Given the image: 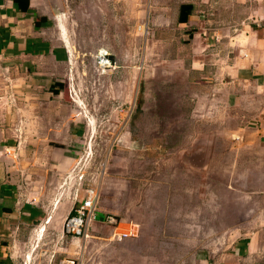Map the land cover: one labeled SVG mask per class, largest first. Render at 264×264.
I'll return each instance as SVG.
<instances>
[{
    "label": "crops",
    "instance_id": "obj_1",
    "mask_svg": "<svg viewBox=\"0 0 264 264\" xmlns=\"http://www.w3.org/2000/svg\"><path fill=\"white\" fill-rule=\"evenodd\" d=\"M37 1L0 0V264H110L113 255L95 252L90 242L103 246L95 234L105 225L99 186L107 178L94 154L83 178L73 169L86 147L104 142L106 130L107 141L122 127L124 143L136 140L115 112L94 135L84 117L73 116L64 87L92 76L75 73L65 24ZM127 1V16L146 18L154 34L177 33L174 59L157 61L191 83L190 119L217 124L230 136L223 146L234 154V170L248 162L234 174L240 189L227 192L239 195L240 220L224 226L249 231L226 247L196 252L193 264H264V0H141L138 11L140 0ZM182 5L191 11L181 20ZM109 16L119 17L115 10ZM149 47L144 69L152 59ZM199 145L209 156L217 140L191 137L186 152L199 154ZM89 188L100 198L88 228L92 238L83 243L82 236L63 233V222Z\"/></svg>",
    "mask_w": 264,
    "mask_h": 264
},
{
    "label": "rangeland",
    "instance_id": "obj_2",
    "mask_svg": "<svg viewBox=\"0 0 264 264\" xmlns=\"http://www.w3.org/2000/svg\"><path fill=\"white\" fill-rule=\"evenodd\" d=\"M128 4L127 0L37 1L65 24L77 61L75 73L79 71L80 77L86 71L92 76L90 82L80 85L78 79L64 87L72 108H78L77 103L84 108L92 135L101 120L111 121L110 116L117 114L129 123L136 140L124 143L122 127L115 135L117 141L110 142L105 140L110 135L106 130L104 142L93 144L92 151L107 178L102 183L100 178L99 186L104 214L114 215L123 226L126 221L139 223L140 233L111 241V226L104 222L100 235L95 234L102 248L90 242L95 252L113 255L110 264H193L196 252L226 247L249 231L224 226L240 220L239 195L227 192L230 186L240 189L241 180L234 174L248 162L239 161L234 170V154H225L223 146L227 133L205 119H190L191 83L182 74H168L167 62L157 61L161 56L174 59L177 33L171 29L154 34L146 18L127 16ZM141 6L140 0L136 10ZM113 10L119 17L109 16ZM149 46L152 59L144 69ZM99 48L110 51L116 67L113 73L97 78ZM191 137L216 139L215 151L208 156L206 145H199V154L191 156V150L186 152ZM231 170L233 178L228 176ZM227 207L230 212L225 211Z\"/></svg>",
    "mask_w": 264,
    "mask_h": 264
},
{
    "label": "built area",
    "instance_id": "obj_3",
    "mask_svg": "<svg viewBox=\"0 0 264 264\" xmlns=\"http://www.w3.org/2000/svg\"><path fill=\"white\" fill-rule=\"evenodd\" d=\"M111 53L106 48H99L96 52V73L99 76L104 74H111L114 72L116 65L112 63ZM77 107L74 109V117H86L84 108L81 104L77 103ZM81 108V109H79ZM115 141H117L115 139ZM9 152V151H8ZM92 147H86L85 151L81 154L77 164L75 165L73 172H75L79 179L83 178L88 165L93 158ZM98 190V189H97ZM99 191V190H98ZM88 196L76 201L71 209V212L65 217L63 222V233L74 236H82L85 239L91 237L88 232V228L97 216V205L100 195L92 189L87 190ZM104 222L111 226L110 239L111 241H121L126 238H132L138 236L140 233V224L135 221H126L123 226L121 220H118L112 214H106ZM65 264H68L67 262Z\"/></svg>",
    "mask_w": 264,
    "mask_h": 264
},
{
    "label": "trees",
    "instance_id": "obj_4",
    "mask_svg": "<svg viewBox=\"0 0 264 264\" xmlns=\"http://www.w3.org/2000/svg\"><path fill=\"white\" fill-rule=\"evenodd\" d=\"M191 11V6L190 5H182L181 6V16L180 19H185L186 18V14L189 13Z\"/></svg>",
    "mask_w": 264,
    "mask_h": 264
},
{
    "label": "bare ground",
    "instance_id": "obj_5",
    "mask_svg": "<svg viewBox=\"0 0 264 264\" xmlns=\"http://www.w3.org/2000/svg\"><path fill=\"white\" fill-rule=\"evenodd\" d=\"M97 193H98V195H99V191L97 190V189H94ZM83 200V199H82Z\"/></svg>",
    "mask_w": 264,
    "mask_h": 264
}]
</instances>
